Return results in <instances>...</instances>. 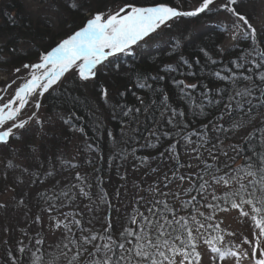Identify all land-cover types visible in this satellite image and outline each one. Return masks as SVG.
<instances>
[{
  "label": "snow or ice",
  "instance_id": "obj_1",
  "mask_svg": "<svg viewBox=\"0 0 264 264\" xmlns=\"http://www.w3.org/2000/svg\"><path fill=\"white\" fill-rule=\"evenodd\" d=\"M241 2L198 0L185 8V0H35L31 15L50 30L39 37L27 31L30 21L20 25V13L5 14L22 31L0 35V63L12 62L5 52L39 50L0 87V196L7 197L0 199L6 221L0 264H264V31L238 10ZM212 15L223 23L209 25L211 47L201 40L186 55L200 36L181 25ZM53 33L45 46L44 36ZM154 44L170 59L144 64ZM236 49L239 55L225 63L226 52ZM217 65L207 83L177 78ZM81 88L110 106L119 123L118 132L107 133L112 160L121 167L133 160L131 184L127 171L119 177L132 200L118 232L108 193L94 195L80 171L63 176L80 164L49 143L55 125L42 113L46 96L73 138L86 135L73 122L83 119L72 110L82 102ZM173 90L198 127L173 106ZM162 140L167 146L156 157L137 155L138 146L159 149ZM81 152L99 156L91 142ZM115 198L121 199L119 189ZM78 200L88 203L81 208ZM102 207L107 215H94ZM233 210L248 222V235L223 226L219 214ZM13 232L20 233L15 244L7 239ZM47 236L54 239L46 243Z\"/></svg>",
  "mask_w": 264,
  "mask_h": 264
},
{
  "label": "trees",
  "instance_id": "obj_2",
  "mask_svg": "<svg viewBox=\"0 0 264 264\" xmlns=\"http://www.w3.org/2000/svg\"><path fill=\"white\" fill-rule=\"evenodd\" d=\"M169 2L173 3L174 0H169ZM197 2H198V0H185L184 7L188 8L190 6L197 4ZM1 3L4 4L5 7L0 8V35H3V34L7 35L9 33L16 34V33H21V31H22L21 27H15L14 28V27L10 26L9 21L5 15L9 11L12 12L13 16H15L17 13H20L21 19H20L19 23L21 26L30 21L32 27H31V29H28L27 31L33 32L34 35L41 36L40 34L38 35L35 32L36 31L42 32L43 30L46 31V27H43L42 31H40L39 29L36 30L33 27L32 21L30 20V16L28 14H26V12L24 11L23 4L21 2H19L18 0H0V4ZM98 7L102 8L103 3L101 4V6H98ZM76 19H77V23H79V18H76ZM209 25L198 30L200 40H198L195 45L189 46L186 55L194 54L196 51H198L201 40L204 43H207L211 47V44L215 40V35L213 32V29ZM49 31L50 30H48V32ZM262 31H264V29ZM242 47H247V45L242 44ZM157 49H161V50L157 51ZM151 51H153L155 53V55L145 59L143 61L144 64H150L154 60H156L158 57L162 58L164 60L170 59L169 54L166 52H163L161 45L152 47ZM239 53H240V49H236L235 51L226 52V54L224 56L225 63H227L231 58L238 56ZM6 54L8 55V57L11 58V61H12L10 63H7L8 66H15V65H17L18 62L30 61V59H32V57H33L30 52H28L27 55L17 53L19 55L17 58L15 57L17 54L14 55L12 53L5 52L4 55H6ZM217 58H219V57L217 56ZM123 61L131 62L129 60V58H127V57L122 58L121 62H123ZM136 63H142V61L140 59H137ZM3 64H5V63H0V66H3ZM200 67L202 68L204 66L201 65ZM211 67H217L218 68L219 66L218 65L217 66H209L208 68H205L204 71L200 72L198 77H186V76H182L180 74H177V78L187 79L188 82H196L197 79H203L204 82L207 83V82L211 81V76H210ZM196 70L199 71V68H197ZM182 71H185V70L182 69ZM110 75H111V73H109V76ZM165 83H168L167 79L165 80ZM215 83H217V82H212V84L210 86H215ZM69 87H71V85H69ZM134 91H135V89H134ZM77 94L81 96L82 102L72 110H74L77 113V115L83 117V119L80 121H77V120H75V118H73V122L78 124V125H82L85 129L86 135H81V134L77 133V134H75V136H78L85 144H87L88 142H91V143H94L95 145H97L98 149H99V154H101L102 156L108 155V156L112 157L113 143H112L111 138L107 135V133L108 132H114V133L118 132L119 131V123L116 119H113L110 106H104L102 103H99L96 99V94L94 92H91V90H89V89L81 88ZM170 99H171V102L173 103V106L178 107L180 110H184L186 112V119L187 120L193 121L194 126H196V127L199 126V123L194 120L192 113L188 110V106L184 102L180 101L179 97L175 94L174 90L170 92ZM45 100H46V103H45L44 107H46L48 113L53 114L56 117L55 110L52 108L54 101L48 100L47 96L45 97ZM126 100L129 104H135L136 103L135 98L133 96H131V94H129L126 97ZM90 107L95 110V114H93V112H91L89 110ZM69 111L70 110L67 108L64 109L65 114H69ZM104 118H106V119H104ZM203 119H204L203 117L200 118V120H203ZM54 125H55V127H57V129L54 131L55 133L52 136V139L55 140V137L60 139L61 135L62 136L63 135L73 136V134L68 132L66 130V127L63 125V123L61 121H59L57 118H56V124H54ZM58 134H60V135H58ZM167 143L168 142L166 140H162L161 146L159 149L139 148V146H138L137 155H149L151 157H156L158 155V152L162 151L163 148L167 146ZM75 162L79 163L80 167L76 170H70V171L64 172L63 176H66L69 179H71L72 177H74L75 171H80L82 174H87L89 181L92 182V193L94 195L96 193L102 192L103 188H105V187H107L109 189V192H111L112 190L117 191V187L114 185V180H113V176L115 177V175L117 177L116 181L119 183H123L121 185H125V181L121 180L119 178L120 174L122 172L127 171L128 176H129L128 182L132 181V174L130 172H132L133 160L131 158L128 159V161L123 165V167H121L119 162L112 160V162H117V163L114 166V168L112 169V171H114L115 173L111 172V174L108 172V169H109L107 167L108 163H106V161L104 159H103L104 164L102 165L101 163H99L97 165V167L91 166V164L85 165L84 163H82L83 161H81V160H78ZM238 162L242 163V161H238ZM103 173H104V175H106V180H107L106 183H104L103 181L101 183L97 179L98 177H102ZM136 179H139V177H137ZM121 187H118V189H120ZM116 191L114 193H116ZM130 195H132V190H129V196ZM77 203L81 205V208H83V205L87 204L88 202L78 200ZM93 207L95 208V205H93ZM114 208H116V206H114ZM95 213H96L95 214L96 216H100V217L105 216V210L103 209V207ZM85 219H86V216H85ZM112 221H113V229L116 232L121 230L122 226L125 224V221H122L119 214L114 215L112 213ZM99 227H100V225H98V228ZM19 234H20L19 232L18 233L13 232L9 236L10 237L9 242L15 244V242L18 239L17 237L19 236ZM48 241H50V240H48L46 238V243ZM4 251H5V249H4Z\"/></svg>",
  "mask_w": 264,
  "mask_h": 264
},
{
  "label": "rangeland",
  "instance_id": "obj_3",
  "mask_svg": "<svg viewBox=\"0 0 264 264\" xmlns=\"http://www.w3.org/2000/svg\"><path fill=\"white\" fill-rule=\"evenodd\" d=\"M19 2H21L24 6V11L26 12V14H28L30 16V20L32 21V25L36 30H40L42 31L43 29V24L40 20H38L37 18L33 17L31 15V5L33 3H35V0H18ZM102 3L98 4V6H101ZM25 5H27V7H25ZM197 4L193 5L196 6ZM1 7H5L4 4H0V8ZM238 10L247 14L250 21L253 23V25L255 27H257L258 31H262L264 29V0H242V2L240 3ZM216 21H220L221 23H223V17L222 16H216V15H212L209 16L207 18L204 19H200V18H195L193 20H188L185 21L182 25H181V29L184 28H188L190 31L192 29H196V30H200L202 28H204L205 26L216 22ZM45 29V28H44ZM48 28H46V31L48 32ZM67 29H65L66 31ZM44 31V32H43ZM42 32L36 31L35 33H37L38 35H43L44 33H47L45 30H43ZM4 35V34H3ZM39 37V36H38ZM55 37V33L52 34V37L49 36H44L43 39V43L46 46L50 40ZM155 46H159V44H154L153 47ZM225 47H228L227 45H225ZM39 49L37 48H32L30 53L33 56L32 59H30V61H35L37 58V52ZM5 56H8L7 54ZM19 55L17 54L15 57L17 58ZM21 62H18L17 65L15 66H19ZM14 66H8V64H3V66H0V87L4 86L6 82H9L12 78V72L11 69ZM13 87H15V85H13ZM9 92H11V89L8 90ZM42 113L45 115H49L50 118L53 120V123L56 124V117L53 114L48 113L46 107L42 108ZM106 119V118H104ZM57 129V127L54 128H48V130L52 133H55L54 131ZM60 135V134H58ZM49 143L51 145H55L58 147L59 151H61L64 155V157L68 160H73V158H75V161L81 160L83 161L82 163H84L85 165H89L88 163L85 162L86 159H92L94 160V163L91 164V166H96L101 163L102 165L104 164L103 159L106 161V163H108L107 167L108 172L111 174V172L115 173L114 171H112V169L114 168V166L116 165L117 162H112V157L108 156V155H101L99 154V156H97L96 154H92V153H87L84 154L81 152L82 148H86V144L78 137L75 136V138H73V136H68V135H61V138H56L55 140L52 139V136L49 138ZM179 147V146H178ZM102 157V158H101ZM105 163V164H106ZM132 174V172H130ZM133 176V174H132ZM139 176H136V178ZM103 178V182L106 183V175H102ZM151 174L149 175V182H151ZM113 180H114V185L117 187H121L123 183H119L117 182V177L115 175V177L113 176ZM138 180V179H137ZM132 182V181H131ZM131 182H128L129 185L131 184ZM119 190H121V199L117 200L115 198V191L116 190H112L111 192H109V189L107 187L103 188V191H106L109 195V199H111L112 204L114 206H116V208L112 209H108L109 212H111L114 215L119 214L120 218L122 219V221H125V216H126V212L131 210V203L130 201L132 200V195L129 196V191H128V195L124 196V192H125V188L121 187ZM101 191V190H100ZM7 197L4 196H0V199H6ZM118 208V211L116 210ZM104 209V207H103ZM96 213H94L95 215ZM105 215H107V212L105 211ZM125 215V216H124ZM89 217L86 214V219H88ZM219 218H222L224 220V225L223 226H227L229 228V230H234L237 231L238 233H240L241 235H248L250 228H249V224L248 222L245 220L244 222H241L240 218L238 217V213L236 211H231L229 213H221L219 214ZM5 219L4 218H0V255H2L4 253V241L6 239L4 232H3V228L2 226L5 224ZM14 223V220H9L8 223ZM46 223V220H45ZM98 225L100 224H96V227L98 228ZM14 233H18V232H14ZM20 235V234H19ZM19 238V236L17 237ZM16 238V239H17ZM48 240H52L54 239L52 236H47L46 237ZM7 239L9 240L10 237ZM2 245V246H1Z\"/></svg>",
  "mask_w": 264,
  "mask_h": 264
}]
</instances>
